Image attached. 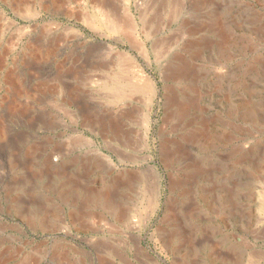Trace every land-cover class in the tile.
Returning a JSON list of instances; mask_svg holds the SVG:
<instances>
[{"label": "rangeland", "instance_id": "rangeland-1", "mask_svg": "<svg viewBox=\"0 0 264 264\" xmlns=\"http://www.w3.org/2000/svg\"><path fill=\"white\" fill-rule=\"evenodd\" d=\"M0 264H264V0H0Z\"/></svg>", "mask_w": 264, "mask_h": 264}, {"label": "bare ground", "instance_id": "bare-ground-1", "mask_svg": "<svg viewBox=\"0 0 264 264\" xmlns=\"http://www.w3.org/2000/svg\"><path fill=\"white\" fill-rule=\"evenodd\" d=\"M16 94V93H15ZM4 107V106H3ZM4 122V121H3Z\"/></svg>", "mask_w": 264, "mask_h": 264}]
</instances>
